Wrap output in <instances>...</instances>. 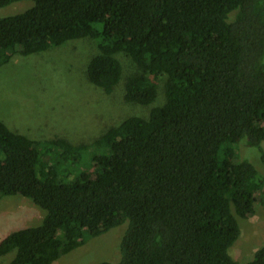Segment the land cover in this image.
Masks as SVG:
<instances>
[{"label": "trees", "instance_id": "obj_1", "mask_svg": "<svg viewBox=\"0 0 264 264\" xmlns=\"http://www.w3.org/2000/svg\"><path fill=\"white\" fill-rule=\"evenodd\" d=\"M28 1L0 18V67L90 41L88 83L144 115H122L88 144L0 121V200L42 213L0 240V258L53 264L121 227L114 258L98 264H240L228 254L237 219L264 199V0ZM244 264H264V246Z\"/></svg>", "mask_w": 264, "mask_h": 264}, {"label": "rangeland", "instance_id": "obj_2", "mask_svg": "<svg viewBox=\"0 0 264 264\" xmlns=\"http://www.w3.org/2000/svg\"><path fill=\"white\" fill-rule=\"evenodd\" d=\"M31 6L32 3L25 0L0 8V18L18 14ZM96 53L94 43L79 40L42 54L17 57L0 67V121L10 130L33 140L52 139L66 133L74 144H88L102 127L109 126L122 115H144L143 110L127 108L117 96L105 95L88 83L86 65ZM119 60L124 76L136 71L135 65L125 56ZM239 152L242 159L263 172L257 150L244 147ZM41 216V211L25 198L1 199L0 240L12 232L37 225ZM237 222L240 235L228 254L235 262L244 264L264 246V199L252 217L238 218ZM119 228L88 239L83 246L53 264H98L112 260L114 248L118 246ZM10 258H0V264H7Z\"/></svg>", "mask_w": 264, "mask_h": 264}]
</instances>
